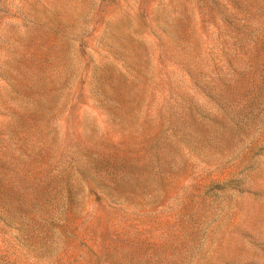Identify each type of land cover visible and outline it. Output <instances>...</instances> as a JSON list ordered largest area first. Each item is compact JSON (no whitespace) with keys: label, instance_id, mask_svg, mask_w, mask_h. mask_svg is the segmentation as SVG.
Segmentation results:
<instances>
[{"label":"rangeland","instance_id":"1","mask_svg":"<svg viewBox=\"0 0 264 264\" xmlns=\"http://www.w3.org/2000/svg\"><path fill=\"white\" fill-rule=\"evenodd\" d=\"M0 264H264V0H0Z\"/></svg>","mask_w":264,"mask_h":264}]
</instances>
